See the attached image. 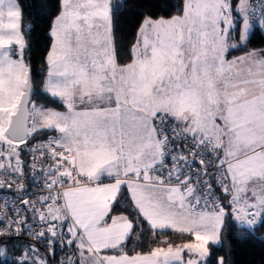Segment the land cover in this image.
<instances>
[{
    "label": "snow or ice",
    "instance_id": "1",
    "mask_svg": "<svg viewBox=\"0 0 264 264\" xmlns=\"http://www.w3.org/2000/svg\"><path fill=\"white\" fill-rule=\"evenodd\" d=\"M180 4L120 63L113 0H60L47 107L20 0H0V264H227L225 230L264 231V49L227 59L264 33V0Z\"/></svg>",
    "mask_w": 264,
    "mask_h": 264
},
{
    "label": "trees",
    "instance_id": "2",
    "mask_svg": "<svg viewBox=\"0 0 264 264\" xmlns=\"http://www.w3.org/2000/svg\"><path fill=\"white\" fill-rule=\"evenodd\" d=\"M117 11L115 19V51L120 63L129 59V50L136 37V31L145 15L153 18L168 17L176 13L181 6L180 0H113ZM23 9V29L27 42L26 58L31 65V74L34 81V90L38 103L47 107H57V104L49 103L48 99L42 98L40 82L42 81L46 68L44 57L51 43L48 35L51 22L59 10L60 0H20ZM264 46V33L260 30H253L244 48L229 52V57H236L257 47ZM62 110V109H60ZM121 211L130 212L128 192L124 188L119 205L115 208L114 214ZM148 228L147 223L143 225ZM137 231H140L138 228ZM166 235L176 243L187 240V235L179 237L173 232L158 235L157 240L163 239ZM264 231L257 230L255 236L246 238L239 237L235 231L231 234L225 230L222 239V246H216L215 256L223 255L227 264H264V241L260 239ZM151 240V232L145 231L139 241L135 233L133 239L128 242V248H136L137 251H147Z\"/></svg>",
    "mask_w": 264,
    "mask_h": 264
},
{
    "label": "rangeland",
    "instance_id": "3",
    "mask_svg": "<svg viewBox=\"0 0 264 264\" xmlns=\"http://www.w3.org/2000/svg\"><path fill=\"white\" fill-rule=\"evenodd\" d=\"M233 7H235V4L233 5ZM238 31V30H237ZM252 34V33H251ZM250 34V35H251ZM250 37V36H249ZM248 42V41H247ZM247 44V43H246ZM240 48H244V46H242V47H240ZM237 49H239V48H237ZM255 49H264V46H260V47H257V48H255ZM232 50H236V49H231V50H229V51H232ZM245 54V53H244ZM244 54H242V55H240V56H243ZM240 56H236V57H240ZM234 57H232L230 60H232ZM105 182H107L106 180H105ZM185 259H187V257H185Z\"/></svg>",
    "mask_w": 264,
    "mask_h": 264
},
{
    "label": "built area",
    "instance_id": "4",
    "mask_svg": "<svg viewBox=\"0 0 264 264\" xmlns=\"http://www.w3.org/2000/svg\"><path fill=\"white\" fill-rule=\"evenodd\" d=\"M250 2L253 4V5H255V3H256V0H250ZM30 191H36V189H30ZM264 236V235H263ZM263 241H264V239H263Z\"/></svg>",
    "mask_w": 264,
    "mask_h": 264
},
{
    "label": "crops",
    "instance_id": "5",
    "mask_svg": "<svg viewBox=\"0 0 264 264\" xmlns=\"http://www.w3.org/2000/svg\"><path fill=\"white\" fill-rule=\"evenodd\" d=\"M229 52H230V51H229ZM229 52L227 53V59H229V60H230L232 57H229V56H228ZM239 56H240V55H239ZM125 189L127 190V188H126V187H125ZM127 192H128V191H127Z\"/></svg>",
    "mask_w": 264,
    "mask_h": 264
},
{
    "label": "water",
    "instance_id": "6",
    "mask_svg": "<svg viewBox=\"0 0 264 264\" xmlns=\"http://www.w3.org/2000/svg\"><path fill=\"white\" fill-rule=\"evenodd\" d=\"M32 75V74H31Z\"/></svg>",
    "mask_w": 264,
    "mask_h": 264
}]
</instances>
